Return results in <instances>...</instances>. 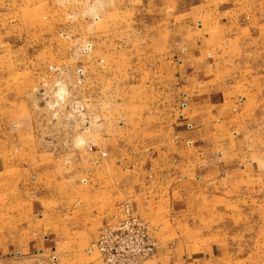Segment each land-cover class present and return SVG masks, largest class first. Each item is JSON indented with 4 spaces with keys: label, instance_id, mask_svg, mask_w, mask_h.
<instances>
[{
    "label": "rangeland",
    "instance_id": "1",
    "mask_svg": "<svg viewBox=\"0 0 264 264\" xmlns=\"http://www.w3.org/2000/svg\"><path fill=\"white\" fill-rule=\"evenodd\" d=\"M126 207L142 264H264V0H0V264Z\"/></svg>",
    "mask_w": 264,
    "mask_h": 264
},
{
    "label": "built area",
    "instance_id": "2",
    "mask_svg": "<svg viewBox=\"0 0 264 264\" xmlns=\"http://www.w3.org/2000/svg\"><path fill=\"white\" fill-rule=\"evenodd\" d=\"M144 224L130 213L128 207L124 210V219L103 229L99 241L95 245L98 252L106 264H117L114 262L115 256L119 258V263L142 264L152 252L151 244L147 242V234ZM115 241L120 250L125 254L126 259L115 254L108 243ZM113 260V261H112ZM127 262V263H126Z\"/></svg>",
    "mask_w": 264,
    "mask_h": 264
}]
</instances>
